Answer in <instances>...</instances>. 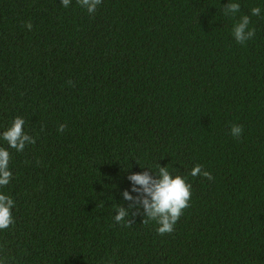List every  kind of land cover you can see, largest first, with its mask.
Masks as SVG:
<instances>
[{"label": "trees", "instance_id": "1", "mask_svg": "<svg viewBox=\"0 0 264 264\" xmlns=\"http://www.w3.org/2000/svg\"><path fill=\"white\" fill-rule=\"evenodd\" d=\"M242 15L255 29L244 45ZM17 116L36 143L17 153L0 139L7 264H264V0H102L94 15L0 0V133ZM157 164L192 192L163 236L142 215L114 220L127 176ZM196 164L214 179L192 177Z\"/></svg>", "mask_w": 264, "mask_h": 264}, {"label": "clouds", "instance_id": "2", "mask_svg": "<svg viewBox=\"0 0 264 264\" xmlns=\"http://www.w3.org/2000/svg\"><path fill=\"white\" fill-rule=\"evenodd\" d=\"M60 2L63 7L67 8L71 0H60ZM76 2L89 15H94L102 0H76ZM250 11L251 16H259L261 13L259 7H253ZM239 12L240 4L238 2H229L223 5L225 16L235 17ZM249 25V15L240 16L239 20L233 25L232 36L238 44L244 45L254 38L255 29L250 28ZM23 26L29 31L33 27L31 22H26ZM69 83L71 82L69 81ZM24 125L25 120L17 116L11 125L0 133V139H3L17 153L23 152L27 145L36 143V138L24 131ZM66 127V124L58 125L57 132L63 133ZM242 133V125L233 124L231 126L230 135L233 138L238 140ZM10 160V152L4 147H0V188L8 186L12 180L13 174L9 169ZM190 175L192 177L201 176L209 181L214 179L213 175L205 170L201 164H196L191 169ZM127 179L131 182V192L124 190L122 197L128 204L127 207L119 205L115 209V222L124 227H130L134 218L137 215H142L143 225L155 222L157 225L155 231L158 235L172 234L184 210L190 207L191 184L186 182V179L180 175L173 176L167 166L162 167L159 164H157L155 172L151 168H147L146 171L129 174ZM131 193H136V195L133 196ZM14 207V199L10 195L0 192V231L7 230L14 224L12 214ZM5 249L6 243L0 244V264H7V257L3 255ZM101 264H105V262L102 261ZM106 264H112V260L108 259Z\"/></svg>", "mask_w": 264, "mask_h": 264}]
</instances>
